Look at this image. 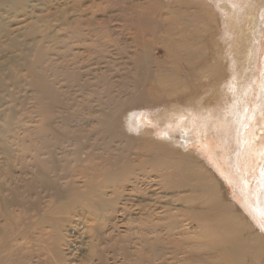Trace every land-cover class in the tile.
<instances>
[{
	"label": "bare ground",
	"instance_id": "1",
	"mask_svg": "<svg viewBox=\"0 0 264 264\" xmlns=\"http://www.w3.org/2000/svg\"><path fill=\"white\" fill-rule=\"evenodd\" d=\"M165 1L173 0H0V264H118V215L127 218L133 212L138 216L128 218L127 239L134 249L120 246L128 264L261 261L260 238L249 223L239 220L222 199L213 201L208 195L211 188L195 182L198 175L191 170H169L159 163L157 154L165 152L162 142L131 136L129 148L133 142L138 145L129 153L113 154L112 141L106 154L98 152L100 145L85 153L90 136L104 133V114L112 105L100 92H91L97 85L89 78L103 67L113 68V54L130 59L129 66H118V76L132 80L131 93L148 96L145 107L170 97L172 90L165 87H205L209 84L204 85V78L222 75V64L215 59L225 46L215 40L213 3L210 7L192 0L172 6ZM229 2L227 6L236 9ZM245 9L252 27L245 28L227 56L234 72L224 92L228 103L219 121L206 118L204 129L222 139L224 147L229 132L233 137L237 133L230 161L239 166L243 160L249 174L257 139L264 132V59L261 79L253 67L259 56L253 35L264 17V0H247ZM116 17L118 28L111 26ZM231 19L233 37L237 25L236 18ZM7 81L16 87H8ZM24 81L31 87H21ZM255 82L259 97L252 135L245 137ZM99 86L107 87V92L112 87ZM75 87L86 94V120L97 123L84 140L77 139L72 128L80 117L70 98ZM197 109L162 113L155 117L158 125L146 130L155 129L158 138L166 135L162 141H172L177 130L193 126ZM142 116L137 117L141 124ZM73 144L78 149L72 151ZM143 184L192 196H174L175 202L186 205L161 216L170 221L163 226L154 222L158 215L151 210L150 198L138 204L131 200ZM260 204L264 214V192ZM192 224L200 239L186 237Z\"/></svg>",
	"mask_w": 264,
	"mask_h": 264
},
{
	"label": "rangeland",
	"instance_id": "2",
	"mask_svg": "<svg viewBox=\"0 0 264 264\" xmlns=\"http://www.w3.org/2000/svg\"><path fill=\"white\" fill-rule=\"evenodd\" d=\"M201 1L203 5H210V7L213 3V8H210V11L214 15L213 25L214 28L217 29L218 34L215 40L219 41L221 43V46H225L223 55L215 59L222 64V75H213L211 77V80L208 78H204L202 81L204 85L206 83L209 84L205 87H165L167 90H172L170 97H168L161 104L145 107L143 103L146 102L148 96H142L140 92L131 93L130 90L132 89V87L129 86L131 85L132 80L130 81V78L127 75L124 76V74L121 78L120 76H118V66H124L126 65V63H128L129 66L130 59H120L118 58V54H113L111 57L114 58L113 61L115 62V64L112 65L114 67H103L99 72L103 73L101 76H99V73H96L95 75H91L89 78L92 79L91 81H94L97 85L96 88L91 87V92L95 93L96 91H98L101 93V96L104 100H111L112 105L106 109V113L104 114V120L107 123L106 128H104V133H108L109 135L102 136V134L104 133L91 135L88 148L86 149L85 153L91 150L93 146L100 145L102 146V149L98 152L106 154L107 152H105L104 149L106 146H110L108 144L110 141H112V146L110 148L111 151L114 152L113 154L120 155L129 153L135 150L137 148L136 146L138 145L137 142H133L132 146L129 148L127 141L131 136H138L143 139L154 138L157 139V141L162 142L163 146H165V152L157 154V156L159 157V163L161 165L169 167V170H177L178 168H183L185 170L188 169V172H190L191 170L190 173L198 175V179H195V182L201 183L203 185L205 184L206 186L211 188V191L208 193V195L212 196L213 201L217 200L218 198L222 199L225 204L232 208V213L237 215L239 217V220L241 219V221L249 223V226L251 227L254 234L258 235V237L260 238L259 252H261V261H259L258 264H264V214L260 211V200L264 192V132L260 131V137L257 139L258 145H256L257 150L255 153V163H251L252 168H249L248 174L246 173V167L243 163V160L240 161L241 165L239 166H237V163L231 164L230 161V158L234 156V150H236L238 134L235 133L233 137L232 133L229 132V137L226 138L228 142L226 141L224 147L222 145V139H220L214 132H206L204 129V122L206 118L208 122H212L215 119L219 121L222 118L224 107L228 103L227 95H224V92L234 72L232 71L230 64H228L227 56L232 51V45H235V42L238 40L245 28L249 27L250 29L252 27V23H248L251 18H248L249 13L245 9V3L247 2V0H238L241 6L235 5L236 0H230L232 2L229 3L232 5V7L236 6V9H232L227 6L228 0ZM188 2H192V0H173L172 2L165 1L164 4H170L172 6L176 4L175 6H178L179 4L181 5L182 3ZM260 2H262V0H260ZM114 14H118V12H114ZM232 17L236 18L235 23L237 25V32L233 35V37L230 35L232 29L235 28L234 25L230 24ZM116 18L117 20H114V23H111V26H113L114 28H118V17ZM229 19L230 21H228ZM263 21L264 17L263 19L261 18L259 20L257 31L253 35V38H255V42L259 44V56L256 60V65L253 66L255 74L256 76L258 75L259 78L261 77V63L264 59ZM206 23V20L203 19L202 26L204 27ZM51 25L52 23H49L48 25L49 31L53 30V26ZM255 30L256 28L254 29V31ZM116 32L118 33V31ZM231 37L232 40H230ZM129 41L130 40H124L123 42L127 44ZM124 43L122 45H124ZM49 44L51 45V43ZM121 70L124 71V69ZM18 72L23 75L26 73V71L23 70H18ZM100 79L104 80V82H100V84H98V81ZM215 79L217 81H214ZM120 82L121 85L118 86ZM7 83L8 87H16L14 85H11L10 81H7ZM20 83L21 87H31L28 83H25V81L24 83ZM104 83H110L112 85V87H109L108 92L107 87L99 86H104ZM212 83L213 85L215 83L216 87L212 86ZM195 90H199L197 94ZM213 96H216V98L218 96L217 100H215ZM258 97V87L256 86L255 82L253 83L252 90L249 94L250 99L246 115L245 137L252 135V127L254 124L256 112L255 103L256 100H258ZM70 98L80 114L79 119L72 124V128L74 130L76 138H81L80 140H84L86 135L91 132L90 130L96 127L97 123H95V121L88 122L86 120V94L81 93L77 89V87H75L70 90ZM200 103H202V105H200ZM92 104L93 108H96V101ZM177 109H197L196 112L199 113L195 118V123L193 124V126H190L188 130H185L183 128L177 130L175 135L176 137H174L172 141L168 139L166 141H162L160 138H163L166 135L162 133V136L158 138V132L155 129H152V131L150 129L146 130V128H151L154 125H158V121H155V117L162 116V113L163 116L168 115V112L176 111ZM111 114H113L112 119L110 117ZM138 115H143L142 124L138 122ZM148 118H150V120ZM59 124L61 125V123ZM60 129L62 130L61 127ZM143 134L147 138H145ZM239 136L242 139V135ZM70 149L74 151L78 149V147L77 145L75 146V144H73ZM238 155V157H241L239 152ZM201 168H203L204 172ZM148 171H151V169H148ZM177 179L178 177H175L172 180ZM248 179L249 187H247L246 185V181ZM140 188L141 189L138 190L139 192L133 193L134 196H131V200H134V203L138 204L141 202V200L143 201L145 200V198H150V202L152 204L151 210H154L156 216L158 215L157 219L154 217V222L158 224L161 223V225L163 226L169 225L170 221L166 219L163 220V217L161 216L166 215V213H177L186 205L183 202H175L176 197L174 196L180 195L186 198H188V196H192L190 193L182 192L173 194H171L170 192L166 193L163 190H159V187L157 186L150 187L147 184L140 185ZM131 190L132 188L130 185L127 187L126 192L130 194ZM215 197L218 198L214 200ZM119 206L121 205L119 204ZM133 213L130 214L132 216H128L127 218L123 217L120 213L118 215V243L120 242L118 244V264H128L121 256L120 246L126 244L132 250L134 249L130 244V241L127 239V237L129 236L128 233H130V231L128 230L129 225L127 224L128 218L132 219L138 216ZM191 227L192 229H190L192 232L189 235H186V237L189 239L192 238L193 240L200 239V235L196 231L195 225L192 224ZM161 255L163 256V253ZM159 262H161V260Z\"/></svg>",
	"mask_w": 264,
	"mask_h": 264
}]
</instances>
